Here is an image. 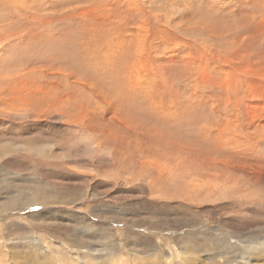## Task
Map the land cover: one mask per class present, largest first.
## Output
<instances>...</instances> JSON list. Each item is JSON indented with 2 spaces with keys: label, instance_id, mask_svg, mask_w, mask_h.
<instances>
[{
  "label": "rangeland",
  "instance_id": "1",
  "mask_svg": "<svg viewBox=\"0 0 264 264\" xmlns=\"http://www.w3.org/2000/svg\"><path fill=\"white\" fill-rule=\"evenodd\" d=\"M183 1L0 0V264H264V0Z\"/></svg>",
  "mask_w": 264,
  "mask_h": 264
},
{
  "label": "bare ground",
  "instance_id": "2",
  "mask_svg": "<svg viewBox=\"0 0 264 264\" xmlns=\"http://www.w3.org/2000/svg\"><path fill=\"white\" fill-rule=\"evenodd\" d=\"M161 1L164 4L165 3H168L170 5V7L173 8V10L175 11V13L178 12V14H176V15H178L179 19L184 20L185 23H187L190 18L203 17V16H205V14H203V13H201L199 11L201 8L198 9V10H196L190 4L188 6V8L190 7V12L189 11H184L182 13V11L180 10L179 4L181 5V8H182L184 6V1L183 0H161ZM164 7H165V5H164ZM197 12H198V14H197ZM192 13H195V14L193 15ZM208 24L209 23L208 22H205L204 19H200V20H197L195 22H189L186 25H184V24H178V28H181L182 26H186V27H189V28L183 30L184 32H186V34H191L193 32H196L197 34L202 35L201 33H205L209 37V39H212V40L213 39H218L219 37L217 35H219V34L214 33L215 32L214 27L213 26L211 27L210 25L208 26ZM215 36H217L218 38L215 37ZM220 36H221V34H220ZM239 61H241V60H239ZM250 81H248V82H250ZM254 84H255V82H254ZM84 87H86V86L84 85ZM251 105L252 104H248V108H250L249 106H251ZM250 111L252 112V108H250ZM257 128H258L259 135L263 138L262 144L260 145L261 150H263L264 149V125L257 126ZM194 147H196V146H193V149H194ZM244 149H247V150H235L234 152L235 153H240L242 155H245L247 153L246 156H245V160H251L250 164H247L246 165V164L243 163V165H242V163H241V165H239L240 164L239 163L238 165H236L234 167V169H233L234 171L231 170V172H233L237 176L232 175L228 171H224L223 172V175L225 174V175H227L228 177H230L232 179L233 178L235 179V178H238V177H247L251 181L253 180L255 184H257V182L259 184L260 183L261 184H264V152L260 151V153H262V155H260L259 153H257L256 155H253L252 154V147H251V145L248 146V147H246V148H244ZM192 157H197V160H195V161L202 162L203 164H205L207 166L210 165V166H217V167L224 168V167H226L227 164H228V166L230 164L228 162H225V163L221 164L220 162H215V160H209L208 161V159H207L208 156L207 155L202 156L201 154H198V153L193 152V151H192ZM229 168H231V167H229ZM217 174H219V173H217Z\"/></svg>",
  "mask_w": 264,
  "mask_h": 264
}]
</instances>
